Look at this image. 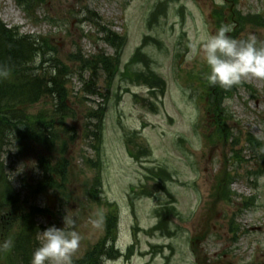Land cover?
Segmentation results:
<instances>
[{
    "label": "rangeland",
    "instance_id": "1",
    "mask_svg": "<svg viewBox=\"0 0 264 264\" xmlns=\"http://www.w3.org/2000/svg\"><path fill=\"white\" fill-rule=\"evenodd\" d=\"M230 1L224 6V0H34L24 12L15 0H0V21L7 28L46 39L54 49H45L46 72L53 61L69 68V112L47 132L53 143L10 138L0 162L21 209L48 208L52 199L51 215L35 217L36 224L79 234L72 260L103 240L110 217L117 225L112 250L120 254L132 245L133 254L101 264H264V163L247 143L252 135L264 145V80L248 78L234 86L221 105L222 120L208 105L203 43L221 26L233 28L232 14L264 20V0ZM104 28L124 40L119 59L102 39ZM146 35L142 57L150 58L152 71L166 83L157 99L123 72ZM249 35L264 43V30L251 25L236 38ZM101 54L114 58L121 72L109 78L100 68L92 86L86 83L91 71L73 59ZM137 66L130 69L146 71L142 60ZM98 105L105 111L97 156L91 112ZM41 111L54 115L55 100L44 97L28 113ZM41 156L52 164L67 160L65 189H33ZM225 174L232 193L221 198ZM96 177L99 200L88 193ZM166 205L177 213L170 218L171 237L151 231L156 209ZM17 231L15 225L11 233ZM6 243L4 249L11 246ZM20 259L15 253L0 264H22Z\"/></svg>",
    "mask_w": 264,
    "mask_h": 264
},
{
    "label": "trees",
    "instance_id": "2",
    "mask_svg": "<svg viewBox=\"0 0 264 264\" xmlns=\"http://www.w3.org/2000/svg\"><path fill=\"white\" fill-rule=\"evenodd\" d=\"M15 1L25 12H29L33 8L34 0ZM232 19L234 27L229 35L233 38H236L247 25L264 28V20H261L259 15H253L248 20L247 17H243L240 14H237V17L232 14ZM103 40L115 48V60L119 59L120 50L124 43L123 38L105 29ZM48 48L54 52V49L46 39L21 34L17 28H7L0 21V155L4 145L10 138L18 141L35 139L38 142L45 143L50 141L53 143L55 140L53 133L48 134L47 132L53 129L52 127L55 123H57L56 125L63 124L62 121L69 112L67 107V80L65 78L69 68L62 62L53 61L50 65V72H46L47 70H44L43 63L46 62L44 55L46 54L45 49L48 50ZM141 53L142 48L139 47L130 58L123 72L127 75L128 73L132 75L131 80L134 84L146 85L149 88V95L157 99L164 95L166 83L162 77L152 71L149 63L150 58H147L146 54L143 58ZM69 58L71 59V55ZM73 60H77L85 69L91 71L89 80L86 83L92 86L97 79V71L100 68L109 78L114 77L116 72L118 74L121 72L118 65L113 62L114 58H108L103 54L94 57L92 60H87L81 55H77L74 56ZM141 60L146 71L130 69L132 66H137ZM233 90L234 87L225 91L218 86L208 84V105L212 107V112L216 118L222 120L223 108L221 105L224 99L231 95ZM91 94H95V91L92 90ZM44 97H52L55 100L54 115L49 116L48 114L47 116L42 111L36 115L29 114V108L40 102ZM143 102L146 101L143 100ZM147 102L152 105L148 99ZM104 111V107L98 105V108L91 112L92 118L96 120L95 130L91 131V135L96 143L93 144V147L98 152H96L97 156L99 154ZM61 119L63 120L61 121ZM219 128L221 129V127ZM219 132L224 136L228 134L226 129L219 130ZM247 143L249 151L252 154H257L261 162L264 163V145L262 142L258 138L248 135ZM67 164V160L64 157L52 164L48 159L41 156L39 159L41 175L35 181L33 189L37 193H41L46 189L57 191L65 189ZM95 166H97L98 170L100 169L101 161L99 159H97ZM160 172L165 174L164 170H160ZM228 177L229 175L225 174L224 181L226 180L227 183L224 182L219 190L218 196L221 198H228L232 193L229 189ZM100 182V177L94 178L93 183L88 188V193L91 197L97 196ZM19 203L17 193L3 176L0 162V243L2 242V245L0 244V258L9 260L11 257H15V253H17L21 257L20 261L22 264H30L31 254L29 250L33 248L35 251L34 248L38 245L37 240H35L36 234L45 229L34 222L35 217L40 215L49 216L51 211L46 207L40 208L36 206H30L27 210H23ZM155 214L158 217V223L152 230L164 231L165 235L171 236L170 218L177 215L175 207L166 205L156 209ZM15 225L18 231L11 233ZM106 230V236L103 240L89 248L80 258L73 259L72 264H100L106 257L116 258L118 253L112 250L116 235L115 219L110 217L107 219ZM112 230L113 233L110 235ZM108 241H111V248L106 246ZM6 242H11V246L4 249L7 245Z\"/></svg>",
    "mask_w": 264,
    "mask_h": 264
},
{
    "label": "clouds",
    "instance_id": "3",
    "mask_svg": "<svg viewBox=\"0 0 264 264\" xmlns=\"http://www.w3.org/2000/svg\"><path fill=\"white\" fill-rule=\"evenodd\" d=\"M231 32L230 26H221L203 43L204 62L209 69L207 82L225 91L248 78L264 80V43L254 35L233 38ZM37 239L41 243L32 253L30 264H72L80 245L77 232L66 233L55 226L39 232Z\"/></svg>",
    "mask_w": 264,
    "mask_h": 264
},
{
    "label": "bare ground",
    "instance_id": "4",
    "mask_svg": "<svg viewBox=\"0 0 264 264\" xmlns=\"http://www.w3.org/2000/svg\"><path fill=\"white\" fill-rule=\"evenodd\" d=\"M8 11H12V12H14L15 14L19 15V13H18L16 10L14 11V10H12L11 8H10V10H8ZM8 11H6V14H7V15H8V13H9Z\"/></svg>",
    "mask_w": 264,
    "mask_h": 264
},
{
    "label": "water",
    "instance_id": "5",
    "mask_svg": "<svg viewBox=\"0 0 264 264\" xmlns=\"http://www.w3.org/2000/svg\"><path fill=\"white\" fill-rule=\"evenodd\" d=\"M52 205H53V201L49 199V206L52 207Z\"/></svg>",
    "mask_w": 264,
    "mask_h": 264
}]
</instances>
